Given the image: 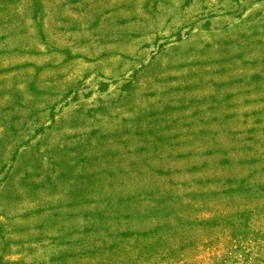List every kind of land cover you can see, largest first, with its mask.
Listing matches in <instances>:
<instances>
[{"label": "rangeland", "instance_id": "obj_1", "mask_svg": "<svg viewBox=\"0 0 264 264\" xmlns=\"http://www.w3.org/2000/svg\"><path fill=\"white\" fill-rule=\"evenodd\" d=\"M0 264H264V0H0Z\"/></svg>", "mask_w": 264, "mask_h": 264}]
</instances>
